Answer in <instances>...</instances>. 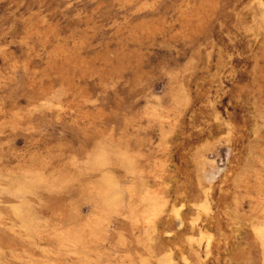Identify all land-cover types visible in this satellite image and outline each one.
<instances>
[{
    "label": "rangeland",
    "instance_id": "rangeland-1",
    "mask_svg": "<svg viewBox=\"0 0 264 264\" xmlns=\"http://www.w3.org/2000/svg\"><path fill=\"white\" fill-rule=\"evenodd\" d=\"M0 264H264V0H0Z\"/></svg>",
    "mask_w": 264,
    "mask_h": 264
}]
</instances>
